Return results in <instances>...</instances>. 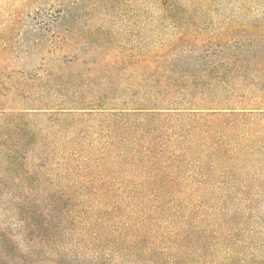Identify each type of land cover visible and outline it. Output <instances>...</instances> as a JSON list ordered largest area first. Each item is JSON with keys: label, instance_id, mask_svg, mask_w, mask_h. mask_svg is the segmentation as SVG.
I'll list each match as a JSON object with an SVG mask.
<instances>
[{"label": "rangeland", "instance_id": "obj_1", "mask_svg": "<svg viewBox=\"0 0 264 264\" xmlns=\"http://www.w3.org/2000/svg\"><path fill=\"white\" fill-rule=\"evenodd\" d=\"M77 176L190 182L205 260L264 264V0H0V231L99 254L54 204Z\"/></svg>", "mask_w": 264, "mask_h": 264}, {"label": "trees", "instance_id": "obj_2", "mask_svg": "<svg viewBox=\"0 0 264 264\" xmlns=\"http://www.w3.org/2000/svg\"><path fill=\"white\" fill-rule=\"evenodd\" d=\"M172 116L203 115L153 113L148 118L160 121ZM224 122V119L216 121L214 126ZM153 152L152 148H142L143 155ZM202 181H194L195 187L207 184ZM189 184L163 176L128 180L77 176L61 182L54 204L64 202L62 225H71L69 230L78 246L92 242L99 254L86 260L80 259L77 251L69 256L62 253L59 235L52 236L49 228L44 238L31 242L27 250L0 231V264H113V253L130 258L129 264H211L201 255L206 251L201 220L193 223L195 214H188L180 202ZM1 186H4L2 178L0 189ZM45 226L48 227V222ZM97 245L110 248L111 252Z\"/></svg>", "mask_w": 264, "mask_h": 264}]
</instances>
